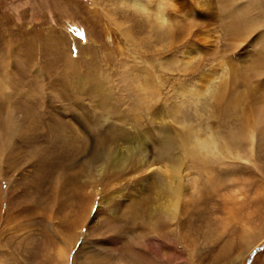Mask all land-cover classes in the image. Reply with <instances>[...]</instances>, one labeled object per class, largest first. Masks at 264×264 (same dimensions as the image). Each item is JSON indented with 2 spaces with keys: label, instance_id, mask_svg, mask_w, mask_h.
I'll list each match as a JSON object with an SVG mask.
<instances>
[{
  "label": "rangeland",
  "instance_id": "rangeland-1",
  "mask_svg": "<svg viewBox=\"0 0 264 264\" xmlns=\"http://www.w3.org/2000/svg\"><path fill=\"white\" fill-rule=\"evenodd\" d=\"M0 264H264V0H0Z\"/></svg>",
  "mask_w": 264,
  "mask_h": 264
},
{
  "label": "bare ground",
  "instance_id": "bare-ground-1",
  "mask_svg": "<svg viewBox=\"0 0 264 264\" xmlns=\"http://www.w3.org/2000/svg\"><path fill=\"white\" fill-rule=\"evenodd\" d=\"M186 53H188L186 51ZM98 74V73H97ZM88 75V74H87ZM75 76V75H74ZM68 77V76H67ZM69 81V80H68ZM70 84V83H68ZM88 84V83H87ZM77 85V84H76ZM83 85V84H82ZM91 85V84H90ZM80 86V85H79ZM84 86V85H83ZM88 86V85H87ZM98 86V85H97ZM63 88H65V90L67 89V84H65L63 86ZM90 89V88H89ZM64 90V89H63ZM84 90V89H83ZM91 90V89H90ZM69 91V90H68ZM102 92V91H101ZM98 93V91H97ZM100 93V92H99ZM92 95V94H91ZM102 95V94H101ZM105 96V95H104ZM107 96V95H106ZM100 109V108H99ZM97 112V111H96ZM103 113V114H102ZM107 113V112H106ZM104 113L103 111H100L98 113L99 116V120L101 119L103 122H105V117L107 116V114ZM96 117V116H95ZM97 119V120H98ZM122 119V118H121ZM127 119V118H126ZM102 122V123H103ZM100 123V122H99ZM29 125V124H28ZM11 126V125H9ZM13 126V125H12ZM18 126V125H17ZM27 127V126H25ZM30 127V125H29ZM29 130V128H28ZM138 130V129H137ZM125 134V133H124ZM126 135V134H125ZM127 138V137H126ZM132 139V138H131ZM185 139L187 141L188 144V148H189V152L192 153H199L201 155H207V154H212L214 153L218 147H217V142L213 139V137L210 136H202L200 134V132L198 131V129H194L192 127L187 128L186 130V136ZM137 143V142H136ZM135 146V145H134ZM141 146V145H140ZM139 146V147H140ZM135 151V150H134ZM132 151L131 149H128L127 152H125V154H121V152L119 153H115L112 152L108 154V156L106 157L105 155H102L101 153L97 154L95 157L99 160H104V164L102 165V167H104L103 172H98L99 176H102L106 173L107 167L110 166L111 169H124L123 167L126 168V165L128 164L127 161L128 160H135V155H138L137 153H141L140 149H136V152ZM109 157V159H108ZM99 162V161H98ZM102 162V161H101ZM131 161H129L130 163ZM90 165V164H89ZM115 169V170H116ZM176 170L175 166L172 167L171 171L175 172L174 170ZM99 171V170H98ZM120 171V170H119ZM124 171V170H123ZM112 172V171H111ZM118 172V171H117ZM121 172V171H120ZM100 179V178H99ZM90 182H94V181H98L96 178H90ZM179 181L178 178H167L166 182H161L160 187L162 185H166L168 188V192H163L161 191V195L164 196L167 199V204H160V208L161 210L159 211L160 216L164 215V220L166 221H171L172 218L174 217V215H176L177 209H178V201H179V197L182 193L181 190V185L179 186L176 184ZM158 192V190H157ZM164 198V199H165ZM165 199V200H166ZM159 201V200H158ZM166 205V206H164ZM158 206V204H157ZM158 213V212H157Z\"/></svg>",
  "mask_w": 264,
  "mask_h": 264
}]
</instances>
